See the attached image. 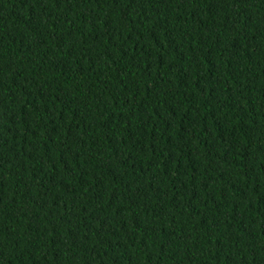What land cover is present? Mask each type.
<instances>
[{
	"label": "trees",
	"instance_id": "1",
	"mask_svg": "<svg viewBox=\"0 0 264 264\" xmlns=\"http://www.w3.org/2000/svg\"><path fill=\"white\" fill-rule=\"evenodd\" d=\"M0 264H264V0H0Z\"/></svg>",
	"mask_w": 264,
	"mask_h": 264
}]
</instances>
